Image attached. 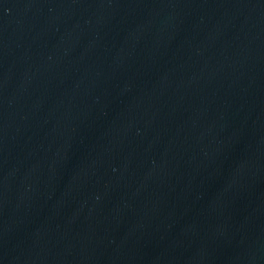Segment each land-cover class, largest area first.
I'll return each mask as SVG.
<instances>
[{"label":"water","instance_id":"95a60500","mask_svg":"<svg viewBox=\"0 0 264 264\" xmlns=\"http://www.w3.org/2000/svg\"><path fill=\"white\" fill-rule=\"evenodd\" d=\"M0 264H264V0H0Z\"/></svg>","mask_w":264,"mask_h":264}]
</instances>
